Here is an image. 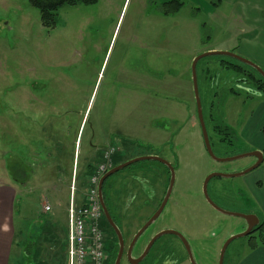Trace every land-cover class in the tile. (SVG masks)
<instances>
[{
  "label": "rangeland",
  "instance_id": "obj_1",
  "mask_svg": "<svg viewBox=\"0 0 264 264\" xmlns=\"http://www.w3.org/2000/svg\"><path fill=\"white\" fill-rule=\"evenodd\" d=\"M153 1L158 0L64 6L56 27L47 29L29 0H0V185L13 193L0 207L1 264H67V208L74 166L80 195L89 188L87 174L106 162L102 152L108 147L116 150L111 165L155 154L175 168L169 201L138 240L135 255L156 233L173 229L188 240L196 264H219L228 238L247 229L244 218L212 207L203 185L211 173H239L257 159L219 162L210 156L198 117L192 64L200 54L227 51L264 70V0H179L181 8L171 17L156 13ZM98 12L95 23L99 21L98 27L113 39L99 81L97 65L93 88L84 89L76 82L65 89L60 82V43L68 34L75 36L84 18L91 14L95 18ZM132 27H138L139 33H131ZM130 33L131 45L134 38L144 37L156 49L162 80L150 82L147 76L144 80L159 88L156 95L140 91L142 83L136 75L126 77L134 81L132 89H123L126 78L119 86L115 83ZM230 63L244 70L240 73L228 67ZM251 76L259 79L255 69L227 55H208L197 64L204 119L219 158L246 154L264 143L243 128L252 114L264 121V92ZM148 161L121 170L104 186L105 202L122 218L127 238L158 207V203L143 207V197L139 198V180L148 177L153 184L154 173L166 174L163 166ZM157 177L156 198H161L169 180L167 175ZM263 183L264 161L243 176L212 178L208 192L223 209L255 214L264 223V187L259 189ZM46 204L51 210L44 213ZM102 223L105 220L100 224L105 231ZM260 234L256 230L233 240L223 264H254L249 262L252 244ZM153 249L152 264H192L176 235L161 236ZM111 257L106 264H114ZM148 262L149 257L140 264ZM120 264L130 263L123 259Z\"/></svg>",
  "mask_w": 264,
  "mask_h": 264
},
{
  "label": "flooded vegetation",
  "instance_id": "obj_2",
  "mask_svg": "<svg viewBox=\"0 0 264 264\" xmlns=\"http://www.w3.org/2000/svg\"><path fill=\"white\" fill-rule=\"evenodd\" d=\"M175 1L176 0H158V1H153L152 3L156 9L155 11H157L156 13L162 14L165 17H171L173 14L165 15L163 14V10L165 11V9H168V11L172 12L174 9ZM99 17H100V12H98V15L95 18H93V14L84 18V20L80 22V25H77L75 36L68 34L67 39H65L62 43H60V51L62 50V56H60V65H59L61 66L60 82H61V85L65 87V89L68 88L70 85L76 84V82H78L79 86H82L83 88L85 87L84 89L90 90L91 88H93V68H95V66L97 65L100 70L98 69L99 72L97 71L96 73V77H97L96 80L99 81V78L101 76V70L105 64L107 57L110 55V48H111L112 41H113L112 34L110 35L108 33L107 35L106 29L104 30L102 26H100L101 28L98 27L99 21L95 23V21ZM47 29H50V28L47 27ZM139 31L140 29L138 27L131 28V33L133 34H138ZM131 33H130V37L128 38V42L126 45L125 56H123V64H120V63L117 64L118 73L115 77V83L117 84V86H119L120 82H122V79H125L126 77L133 78V76L136 75L135 78L140 77L139 80H141V83H142L141 86L140 85L138 86L139 87L138 89L140 91H144L147 93L151 92V94L156 95L160 91L159 88H157L155 84L153 87L152 83L148 85L149 82L145 83L144 81L146 78L145 76L148 77L150 82L152 80H155V78L159 79V81L162 80L161 78L163 77V74H162L163 72L162 70L158 71L159 69H157L156 67L157 62H159L158 55L156 54V49L152 48L150 44H147L144 37L134 38V40H132V45H131L130 44ZM129 49L132 50V56H129ZM127 78L125 79L127 86H125L123 89L134 88L135 87L134 81H131L130 79H127ZM49 83L50 81L48 82V84ZM146 156H158V155L151 154V155H146ZM148 162H155L163 166L164 168L160 167L161 171L163 172L164 170H166V174L154 173L153 184L148 183V177H146V179H144L143 182L139 180V184H140L139 185L140 186V197L139 198L143 197L142 199L143 207L151 206V205L154 206V204L158 203L157 205L158 207L150 214V216H148L145 219V222L139 228V230L155 214V212L161 206L162 202L164 201L167 195V191H168L170 180H171V171L169 167H167L164 163L159 162L157 160H150V159ZM152 167H153V164L149 165L148 168H152ZM161 175H165V177L167 175L169 184L163 190L162 197L156 198L157 192H156L155 182L156 180H158L157 176H161ZM160 179L162 178L159 177V180ZM163 187H164V184H163ZM107 208L109 210V213H110V216L113 222L116 224V226L121 231L123 239H124V250H123L122 260L125 259L130 264H132L128 258L129 251L131 250V257L133 259L139 258L145 253L151 240L159 232L156 233L154 236H152L151 239L146 243L144 248H142V250L137 255H135V249H136L138 240L141 238L144 232H146L147 229L151 225L139 236L134 246H132L131 244L139 230L136 231L132 237L127 238V234H125L124 228L121 223L122 218L121 217L119 218L115 214V212L112 211L110 205L109 206L107 205ZM102 211H103V215L101 219L105 220V223L107 224L106 225L105 223L104 224L102 223V226L105 228V231H103L104 239H105V249L106 247L108 249V251L106 249V256L107 258L109 257L112 258L111 256H113L114 258L113 262L115 264V261L117 259V256L120 250L119 238L112 224L106 218L104 214V210ZM160 238L161 237H159L153 243V245L151 246V248L149 249L148 253L146 254V256L144 257L142 261H145L149 257L148 264H152L156 260V257L154 255L155 250L153 248ZM179 241L183 245L180 239ZM183 247L185 248L184 245ZM185 251L188 257V261L189 260L191 261L186 248H185ZM142 261H140L138 264H140Z\"/></svg>",
  "mask_w": 264,
  "mask_h": 264
},
{
  "label": "water",
  "instance_id": "obj_3",
  "mask_svg": "<svg viewBox=\"0 0 264 264\" xmlns=\"http://www.w3.org/2000/svg\"><path fill=\"white\" fill-rule=\"evenodd\" d=\"M208 55H227V56H231L234 57L235 59L239 60L242 63H245L249 66H251L253 69H255L263 78H264V70L257 65L256 63L238 55L232 52H227V51H210V52H206L203 54H200L199 56H197L192 64V77H193V83H194V90H195V96H196V102H197V111H198V117H199V121L202 127V132H203V137H204V141H205V145L207 148L208 153L210 154V156L219 162H226V161H232L235 159H239L241 157H246V156H254L257 160L256 162L250 166L249 168H247L244 171H241L239 173H233V174H228V173H218V172H214L209 174L205 181H204V185H203V193L205 198L207 199V201L209 202V204L214 207L216 210L226 214V215H232V216H239L242 217L246 220L247 222V229L245 231H243L242 233L239 234H235L232 235L228 238V240L226 241V243L223 246L221 255H220V261L219 264H223V260H224V255H225V251L227 249V247L229 246V244L238 238L250 235L253 230L260 224V219L257 215L255 214H242V213H235V212H231V211H227L225 209H223L222 207H220L218 204H216L210 197L209 192H208V184L210 182V180L214 177H226V178H230V177H236V176H243L249 172H251L252 170L258 168L264 161V151L263 150H255L246 154H242V155H238L235 157H231V158H219L216 156V154L214 153L212 147H211V142H210V138H209V134L207 131V126L205 123V119H204V114H203V109H202V104H201V100H200V96H199V90H198V79H197V64L199 62L200 59H202L203 57H206ZM157 160L159 162L164 163L167 167H169L170 171H171V180H170V184H169V188L167 191V195L164 199V201L162 202L161 206L158 208V210L155 212V214L144 224V226L138 231V233L136 234L133 242H132V246H134V244L136 243L137 239L139 238V236L160 216V214L162 213V211L164 210L167 201L171 195L174 183H175V170L174 167L165 159L160 158L159 156H143V157H137V158H132L126 162H123L117 166H114L113 168H111L110 170H108L102 177L101 180L99 182V199L101 202V206L102 209L104 210V214L106 216V218L109 220V222L112 224L113 228L115 229L117 236L119 238V245H120V250L117 256V259L115 261V264H120L122 257H123V250H124V239L122 236L121 231L119 230V228L116 226V224L113 222L109 210L107 208L105 199H104V185L105 182L107 181V179H109L111 176H113L114 174L120 172L121 170L132 166L135 163L144 161V160ZM166 234H172V235H176L183 243V245L185 246L191 262L193 264L195 263V259L193 257V252L191 250V246L188 242V240L185 238V236L176 230L173 229H165L161 232H159L150 242V244L148 245L147 250L145 251V253L140 256L139 258H135L133 259L131 257V250L128 253V258L129 261L132 264H138L140 261H142L144 259V257L146 256V254L148 253L149 249L151 248V246L153 245V243L161 236L166 235Z\"/></svg>",
  "mask_w": 264,
  "mask_h": 264
},
{
  "label": "built area",
  "instance_id": "obj_4",
  "mask_svg": "<svg viewBox=\"0 0 264 264\" xmlns=\"http://www.w3.org/2000/svg\"><path fill=\"white\" fill-rule=\"evenodd\" d=\"M116 152L108 147L103 156L106 162L100 163L92 174H87L85 184L88 190L81 193L77 180L78 169L74 166L70 185L68 212L67 264H105L107 256L104 233L101 228L103 215L99 199V182L111 165L112 155ZM103 157V158H104ZM46 211L51 207L44 205Z\"/></svg>",
  "mask_w": 264,
  "mask_h": 264
},
{
  "label": "trees",
  "instance_id": "obj_5",
  "mask_svg": "<svg viewBox=\"0 0 264 264\" xmlns=\"http://www.w3.org/2000/svg\"><path fill=\"white\" fill-rule=\"evenodd\" d=\"M29 2L33 7L37 8L40 11L42 24L45 25V27H49L50 29H52L57 25L56 18L60 8L64 6H74L78 4L95 5L98 2V0H29ZM181 5L182 3L179 2V0H176L173 11L170 12L168 11V9H165V11L163 10V14L165 15L174 14L181 8ZM228 67L230 68L232 67L234 70L240 73L244 70L240 66L231 63L228 64ZM251 80H254L253 83L256 85V87H258L259 90L264 92V78L260 74H259V79L255 78L254 76H251ZM263 133H264V128H263ZM118 164L120 163L118 162L116 165ZM116 165H113V167ZM9 171L11 172V169ZM105 192L106 191L104 189V199L106 198ZM263 224H264L263 222H260V224L253 230V232L256 230H261L260 240H261V244L264 246ZM256 247H257V242L252 244V248H256ZM25 253L27 257H30V250L26 248ZM107 261L108 260H106L105 264L107 263ZM24 264H26V262Z\"/></svg>",
  "mask_w": 264,
  "mask_h": 264
},
{
  "label": "crops",
  "instance_id": "obj_6",
  "mask_svg": "<svg viewBox=\"0 0 264 264\" xmlns=\"http://www.w3.org/2000/svg\"><path fill=\"white\" fill-rule=\"evenodd\" d=\"M263 109H264V103H263ZM259 119L260 118L258 117V115L256 113L250 115V118H246L245 119V122L243 124V128H244V131L246 133L250 134L253 131V133L255 135H257V137H259L260 139H264V133H263L264 121H261ZM256 146H257V148H259L258 150H263L264 151V143L263 144H258ZM103 152H102V154H103ZM2 182L5 183V181H2ZM263 187H264V183H263V186H261L259 189H262ZM11 194H13V193L10 192L9 188H5L4 189L3 186L0 185V207L3 206V208H4L5 199L10 197ZM262 195H263L262 196V199H263L264 198V190L262 192ZM13 198L14 197H12V199ZM43 211H44V213L48 212V211H46L44 209V207H43ZM2 221L4 222L5 219L2 220ZM5 222H7V221H5ZM10 243H11V240L9 241V250H11ZM252 250L253 251H252V254H251V258H250L251 260H249V262L254 260V264H256V263L257 264H264V246L261 244V240L257 241V247L256 248H252Z\"/></svg>",
  "mask_w": 264,
  "mask_h": 264
}]
</instances>
